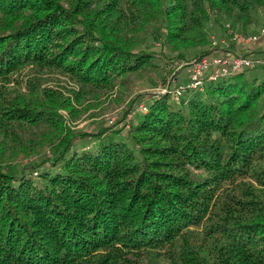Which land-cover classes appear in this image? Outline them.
<instances>
[{"label":"trees","instance_id":"1","mask_svg":"<svg viewBox=\"0 0 264 264\" xmlns=\"http://www.w3.org/2000/svg\"><path fill=\"white\" fill-rule=\"evenodd\" d=\"M263 27L264 0H0V264H264V67L187 86ZM150 66L167 91L108 122Z\"/></svg>","mask_w":264,"mask_h":264},{"label":"built area","instance_id":"2","mask_svg":"<svg viewBox=\"0 0 264 264\" xmlns=\"http://www.w3.org/2000/svg\"><path fill=\"white\" fill-rule=\"evenodd\" d=\"M261 35H264V27L259 35L244 36L236 33L235 38L238 42L248 43L258 39ZM256 64H260L264 67V55L251 56L244 52H240L232 55L214 56L212 58L205 56L194 59L190 62L189 74L191 80L187 86H202L207 78H214L219 74H226L230 71H235L245 66H254ZM183 88L184 86L182 85L175 89L177 97H179L181 89ZM165 89V91H167V88ZM146 109V103L141 102L138 105V110L145 111Z\"/></svg>","mask_w":264,"mask_h":264},{"label":"rangeland","instance_id":"3","mask_svg":"<svg viewBox=\"0 0 264 264\" xmlns=\"http://www.w3.org/2000/svg\"><path fill=\"white\" fill-rule=\"evenodd\" d=\"M178 65L179 67H181L183 65V62ZM171 67L172 66H168L164 70V72L167 75V79L170 78L174 72L171 70ZM156 69H157L156 67L150 66L146 69H142L141 71L135 73V75L132 76L133 82H134L133 90H132L133 93L129 94V96L120 106H116L113 109L109 108L106 110L103 116L108 120V122L116 123L117 121H119L122 118V115L125 112V109L127 108L125 112L126 119L124 123L123 121L118 123L119 125L125 126V130H127L129 128V125L132 119H134V117L138 114L137 112H139L138 109L136 110L135 106L133 108H129V103L131 99H133L137 95V93H145V97L143 99H138L137 102H135L136 107H137V104L139 105L141 102H145V99L151 97L154 93L165 92L166 90L165 88H167V86L165 84H161L162 80L156 76V71H157ZM152 77H154V79H156V81L158 82L152 81ZM181 78L183 81H186L185 75L183 73H181ZM62 111L66 113L65 110H62ZM129 113H130V116H129ZM99 118L100 117H97L96 119L98 120ZM91 120H93L92 117L85 116L83 119L77 122L76 127L85 129L86 131H90L91 127L89 126L88 123Z\"/></svg>","mask_w":264,"mask_h":264},{"label":"crops","instance_id":"4","mask_svg":"<svg viewBox=\"0 0 264 264\" xmlns=\"http://www.w3.org/2000/svg\"><path fill=\"white\" fill-rule=\"evenodd\" d=\"M239 46L241 48H250V49H262L264 50V35H261L258 39L248 42V43H242L239 42Z\"/></svg>","mask_w":264,"mask_h":264}]
</instances>
